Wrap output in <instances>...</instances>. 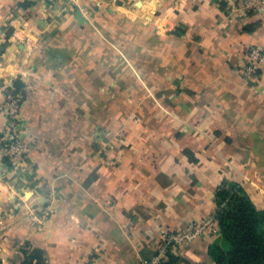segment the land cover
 I'll use <instances>...</instances> for the list:
<instances>
[{
  "label": "crops",
  "instance_id": "1",
  "mask_svg": "<svg viewBox=\"0 0 264 264\" xmlns=\"http://www.w3.org/2000/svg\"><path fill=\"white\" fill-rule=\"evenodd\" d=\"M242 2L0 0V135L20 80L33 146L0 160V264H141L161 233L215 214L223 179L264 212V63L242 71L264 52V0ZM218 238L216 223L174 264H214Z\"/></svg>",
  "mask_w": 264,
  "mask_h": 264
},
{
  "label": "trees",
  "instance_id": "2",
  "mask_svg": "<svg viewBox=\"0 0 264 264\" xmlns=\"http://www.w3.org/2000/svg\"><path fill=\"white\" fill-rule=\"evenodd\" d=\"M16 89L24 84L13 83ZM215 221L219 238L208 246V255L214 264H264V212L259 210L245 188L237 181L223 179L215 191ZM40 262L42 252L34 250L24 264ZM173 254L163 264H174Z\"/></svg>",
  "mask_w": 264,
  "mask_h": 264
},
{
  "label": "built area",
  "instance_id": "3",
  "mask_svg": "<svg viewBox=\"0 0 264 264\" xmlns=\"http://www.w3.org/2000/svg\"><path fill=\"white\" fill-rule=\"evenodd\" d=\"M263 0H243V8L247 10H260ZM80 13L86 17L88 10L79 8ZM264 63V52L258 47H250L246 53L243 65V74L246 77L255 75ZM25 86L16 89L13 83L7 85L2 91V112L5 120L4 130L0 135V160L15 161L27 158L33 150V146L24 141L22 136L23 121L21 114L22 103L25 98ZM0 182L3 178L0 177ZM41 218L49 215L50 209L28 208L26 213L30 218L37 219V213ZM215 215V214H214ZM214 215L201 219L191 220L180 231L163 232L160 235L158 248L151 258L141 259V264H163L168 254H173L178 248L186 247L201 239L210 228L216 224Z\"/></svg>",
  "mask_w": 264,
  "mask_h": 264
},
{
  "label": "rangeland",
  "instance_id": "4",
  "mask_svg": "<svg viewBox=\"0 0 264 264\" xmlns=\"http://www.w3.org/2000/svg\"><path fill=\"white\" fill-rule=\"evenodd\" d=\"M71 1V0H70ZM73 1V0H72ZM76 10H79V8H77ZM85 10H87V9H85ZM89 14V13H88ZM88 14H87V16L85 17V18H88ZM158 28V27H157ZM165 28V27H164ZM15 203H17V201H15ZM21 207H22V210L24 211V212H26L27 210H28V208H42V207H48L49 209H50V212H51V207L50 206H48V205H46V206H41V205H39V206H32V204H28V203H26L25 201H22L21 200ZM20 205V203L18 202L17 204H16V206H19ZM50 212H49V215L48 216H46L45 218H41L40 217V213L38 212L37 213V219H33V218H30L29 216H28V214L26 213V217L29 219V220H31L32 222H34V223H36V224H38V225H42V224H44V223H46L47 222V220H48V218H49V216H50Z\"/></svg>",
  "mask_w": 264,
  "mask_h": 264
}]
</instances>
